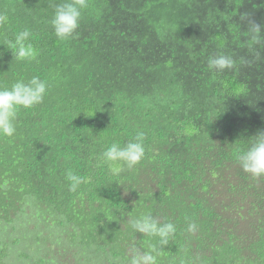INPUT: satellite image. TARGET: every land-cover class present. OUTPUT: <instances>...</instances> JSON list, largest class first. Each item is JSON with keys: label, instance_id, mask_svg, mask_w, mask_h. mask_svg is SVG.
I'll return each instance as SVG.
<instances>
[{"label": "trees", "instance_id": "trees-1", "mask_svg": "<svg viewBox=\"0 0 264 264\" xmlns=\"http://www.w3.org/2000/svg\"><path fill=\"white\" fill-rule=\"evenodd\" d=\"M61 2L0 0V14L9 17L8 23L0 26V61L8 57L15 66L21 65L22 62L13 60L11 50L4 44L5 41H14L17 32L29 29L32 34L29 42L38 51V56L33 61L23 62V65L43 80L47 81V72L53 77L56 93L48 91L47 97L53 95L62 104L57 108L50 102L47 115L64 108L65 118L61 116L60 119L72 126L67 128L66 123L61 122L64 127L58 131L67 128V132H58L60 138L53 141L55 145L52 142L42 145L38 140L33 146L36 155L39 154L37 149L48 152L52 147L50 157L60 161L57 166L61 172V175L58 173V189L50 185L41 188L30 181L28 174H41L43 165L30 157L26 165L21 163L31 146L19 145L23 141L20 137L13 140L0 137V219L4 220L0 222V259L4 258L7 262L11 256L28 257L31 248H28L29 252L20 248L25 247L30 239L26 234V225L31 224L32 227L40 222L57 225L62 219L60 215H64L68 218L63 226L68 228L74 217L77 218V212H82L86 226L80 225L81 220L77 219L79 232H83L80 236L84 242L82 256L85 257L95 247L103 250L105 256L109 246L117 264V243L104 242L101 233L110 230V226L124 225L128 231V236L124 238L129 250L132 252L134 247L142 251L148 249L158 238L144 237L137 243L134 238L140 233L131 228L128 220L150 213L160 223L172 222L176 226V232L161 250L157 264H264V176H251L237 161V150L246 149L248 138L258 130H264V93L247 113L235 109L236 105L252 98L255 92L264 90V44L252 49L247 56L256 57L257 66L252 70L248 71L245 66L234 67L223 73L215 72L212 76L215 89L229 100V115L226 118L214 114L216 122H213L205 107L196 109L193 116L182 114L177 121L178 127L176 125L175 144L159 145L151 132H144L145 139L150 140L144 145L152 147L154 153L145 152L143 160L149 159L156 168L149 183L159 180L163 186L159 194H142L144 202L134 204L132 201L136 197L130 189L121 185L120 174L113 175L107 170V165H103L104 170L97 174L90 173V167L95 170L98 163L92 162L91 165L81 159L82 155L87 157V151L97 153L99 147L122 142L123 134H130L97 132L98 127L106 128L113 101L114 107L128 104L141 109L139 102L145 88L150 92L153 89L157 91L159 86H165V79L174 80L175 91L181 93L187 85L185 70L188 67L208 66L212 51L228 54L225 21L233 18L232 12L223 14L221 29L213 35L202 23L195 28L190 26V7L180 0L145 1L141 6L125 0H88L74 38L62 41L55 36L50 25L55 5ZM171 4L175 5L178 13H182L168 19L166 8ZM261 7L264 9V5ZM136 9L144 12L146 18L133 16ZM233 10L236 16L244 17L243 28L248 30L249 21L255 20L249 16L248 4L241 0ZM254 10L261 12L258 6ZM155 18L168 23L166 31L171 41L162 42L159 33L147 27L154 26ZM261 24L264 25V22ZM201 50L203 53L200 56L193 55ZM232 56L237 59L236 54ZM162 60L165 61L161 63ZM162 67L169 69L174 78L160 74ZM115 79L120 86L110 99L104 96L102 90H110L109 82L114 83ZM131 79L134 81L131 82ZM184 97H181V104L190 107ZM113 112L116 115H131L127 110ZM219 127L225 133L221 135L220 144L216 142ZM23 133L24 138L29 134ZM213 152L217 153L213 155ZM160 155L171 158L169 164L164 165L163 159L156 161V156ZM47 157L41 158L45 160ZM63 162L69 166H64ZM79 163V175L85 183L73 192L69 190L66 174L69 170L74 171ZM224 188L228 191L224 192ZM33 193L36 195L32 196ZM222 196L223 199L220 198ZM215 199L218 204L213 203ZM7 202L9 208L3 205ZM146 202L148 207L144 205ZM115 206L117 209H113ZM29 209L32 210L31 218L22 225L25 234L20 233V227L7 224L8 220L5 222V216L18 213L24 216ZM123 216L124 221L120 220ZM93 219L100 227L96 228ZM113 219H116L117 225L113 224ZM189 223L196 224L195 231L187 230ZM88 228L92 230H85ZM34 229L38 235L40 230ZM51 252L48 250L45 257L33 262L53 264L56 255L48 256ZM56 254L59 255L58 252ZM49 258L53 263L48 262Z\"/></svg>", "mask_w": 264, "mask_h": 264}, {"label": "rangeland", "instance_id": "rangeland-1", "mask_svg": "<svg viewBox=\"0 0 264 264\" xmlns=\"http://www.w3.org/2000/svg\"><path fill=\"white\" fill-rule=\"evenodd\" d=\"M125 1L135 3L137 6L144 5L145 1H149L150 3H153V0H125ZM180 1H182L186 5H189L190 7L191 12L188 16L190 20V26L192 28H195V25H197L198 23H202L205 27L209 28L212 31L213 35L215 31L221 29V23L223 22V14L232 12L233 18L225 21L227 25V29L224 33L226 38L225 48L228 50L229 52L228 54L237 55L236 67L242 68L245 66L247 67V70L250 71L255 66H257L256 57H250V56L247 57L251 53L250 51L252 50L247 47L248 30H245L243 28V20L241 16L240 15L236 16L235 10H233L237 6L238 2H240L241 0H180ZM244 1L249 6V16L263 23L264 9H261L262 8L261 6L264 5V0H244ZM255 6L259 7V9L261 10L260 13H257L254 10ZM166 11L168 12L167 15L168 19L175 14L180 15L182 13V12L178 13L175 5L172 4L166 8ZM132 15L136 17L146 18L144 12H142L139 9L134 10ZM153 20L154 19H152L151 21ZM153 23L154 26L150 25L147 27L151 29H155L159 33L162 42L167 40L171 41L166 31L168 23H166V21L160 22L159 19L154 20ZM214 39L216 41L215 37ZM262 45L263 44H260L257 45L256 47L260 48ZM200 53L202 54L203 51L201 50L199 52H195L193 55L196 56L199 55ZM216 54H217L216 51H212L211 56ZM164 61L162 60L161 63H163ZM159 72L163 76L169 75L170 78H174L170 73V70L167 68L162 67L159 69ZM185 72L188 75V79L185 80V84L187 85L183 87L181 93L175 91L174 80H170V79H165L164 80L165 86L164 87L159 86L157 91L153 89L150 92V90L145 86L146 88L144 90L142 99L139 102V106L141 107V109H139L136 105L129 106L128 104L119 105V106L117 105L111 108L112 109L110 115L111 118H109L108 121L106 122L107 124L106 128L102 129L101 127H98L97 132H130V134H123L124 140L120 142L121 145L127 143L131 138L135 136L136 132L138 131L151 132V134L154 136V141L159 145L163 143L174 144L175 142H177L175 138H177L176 132L178 131L176 129V124L174 123L175 121L174 115L176 117L180 109L179 107L181 106V102H180L181 97H184V95L186 94V98L185 97L184 98L186 99L185 102L186 103L188 102L190 104V108L188 109L189 112H192L196 109L202 110L204 107L213 104L217 106L223 104L224 106V101L221 100V93L215 89L213 83V80H215L212 79V76L215 73L214 71L209 70L208 66H204V67L200 66V68L191 66L188 67L185 70ZM132 81L134 80L131 79V82ZM109 83L111 86L110 90H102V93L104 94L105 97L108 96L111 99L114 90L116 88H119L120 83H118V80L116 79L114 83L113 81ZM176 85H179V83H177ZM0 87H3V85H0ZM48 90H53L54 91L53 93H56L53 88H48ZM262 93H264V90L262 89L260 93L255 92L252 98H249L247 101L236 105L235 109L241 111L242 113H247L249 109L252 108L257 101L260 100V95ZM44 100L48 101L47 97H45ZM233 103L231 104V106L234 105ZM222 108L226 109L225 107H218V110L221 111ZM115 110L117 111L127 110L131 113V115L128 116L116 115L113 112ZM52 113H53L52 115L49 114V116L47 117V121L40 118L38 114H33L31 121H29V119H22L18 116L16 133L12 137H3V139L13 140L16 138L19 139L20 137L21 139H23V141L18 143L19 145L31 146V148L28 149V154H26L25 152L26 158L23 160V162H21L23 166L26 165L28 161L27 159L28 157H30V159L38 160L42 156H49L45 158V160H48V164L52 166V169L47 168L45 170V173L47 176H51L53 174L59 176V174L61 175V172H59L60 170L59 168L57 169L58 161L50 157L52 147H50V150L48 152H45L42 149H37L39 153L38 155H36V152L33 149V146L37 144L36 142L38 140H41L42 145H45V142L51 143L52 141L59 139V134L56 132H67L66 131L67 128L70 127L72 128V126H70L64 119L63 120L62 118L60 119L61 116H64L65 118L64 108H60L55 111H52ZM55 117H58V119H55ZM61 122H65L67 128L63 130L55 131V128L59 129L61 127H64ZM23 132H29L26 138H24ZM191 133H195V132H191ZM144 142L149 143L150 140L145 139ZM108 145L110 144H106L104 146L99 147L97 153H92L91 151H87L88 156L86 157L82 155L81 159L91 165L92 162L98 163L100 154ZM145 152H147L148 154H150V152L154 153L152 147L148 145H145ZM161 159H163L162 163L164 165H167L169 164L170 162L169 160L171 158H164L161 155L156 156V161ZM101 170H104L103 166H98L96 167L95 170H93L90 167L89 172L97 174ZM155 170H156L155 166H152L148 159L146 161L142 160L141 163L135 166L133 169L128 170L125 168V170L120 173L119 179L121 181V185H123L125 189H130V193L131 194L134 193L136 197V199L133 200L132 203L142 204L144 202V197L142 196V194L148 195L150 193L152 194L160 193L163 184L158 182L159 180H156V182H158V183L155 182L156 184L149 183V179L155 173ZM10 176H12V174ZM7 183L10 184L9 182ZM8 184L6 185V187L8 186ZM54 185L55 182H52V186ZM227 191L228 189L224 188V192ZM220 198L222 199L223 196ZM213 203L218 204V200L215 199ZM3 205H5L7 208H9L10 206L9 202ZM144 205L147 206L148 202H146ZM31 215H32V210L29 209V212H26L24 216L23 214L18 213L15 216H5L4 219L5 222L8 220L9 223L7 224L12 223L13 226L20 227V233L25 234V231H23L22 229V225L31 218ZM60 217L62 218L61 222H59V224L57 225H53L51 224L50 221H48L50 222L49 224L48 223L46 224L45 222H40L36 226L31 227V224L29 227L27 226L26 234L27 233L29 234L30 239L27 240V244L25 247L20 246V248L25 252H29L28 248L29 247L31 248V251L28 253L29 254L28 257L21 258L20 256L19 257L11 256L7 260L8 263L25 264L26 262H30L27 264H33L32 260H36L37 258L40 257H45L46 254L45 252H47L48 254V250H51L53 251V253L52 252L49 253L48 256L56 255V258L53 257L54 263L50 258L48 259L49 260L48 262L53 264H114L115 261V258H113L114 254L109 246L107 249V254L105 256L95 255V254H99L98 249L90 250L86 253L87 255L85 257L82 256L81 246L84 245V242H82L80 236H83L82 235L83 232L81 233L79 232V228L77 227V219L81 220L80 225L84 226V221H83L84 213L77 212V218L74 217L75 220L71 222V226L68 228L63 226L64 221L67 220L68 217L64 215H60ZM10 218H12L11 222H10ZM96 221L93 219L96 228L97 226L100 227L99 224L97 225ZM109 222L111 223V219H109ZM113 224L117 225L115 219H113ZM34 228L40 230V233L38 235H37V231ZM85 230H92V228H88ZM127 234L128 231H126L124 225L121 227L110 226V230L105 231V233H101V237L103 238L104 242L106 241L107 243L109 242L117 243V246L119 248V251L117 250L119 255V260L121 261L122 264H128V260L132 254L124 238V236ZM75 236H77L76 240H74ZM144 237L145 236L140 233L134 238V240L138 243L139 240L144 239ZM103 244L106 245L105 243ZM46 248H48V250ZM56 252H58L59 255L56 254ZM101 252H103V250H101ZM79 257L81 258L79 259ZM0 264H7V262L4 258H2L0 259Z\"/></svg>", "mask_w": 264, "mask_h": 264}, {"label": "clouds", "instance_id": "clouds-1", "mask_svg": "<svg viewBox=\"0 0 264 264\" xmlns=\"http://www.w3.org/2000/svg\"><path fill=\"white\" fill-rule=\"evenodd\" d=\"M87 6L88 0H62L61 3L55 5L50 25L55 36L59 40L66 41L74 38V34L77 33V29L80 26L82 10L87 8ZM8 19L9 17L6 14H0V26L6 25ZM242 19H244L243 16ZM31 35L29 29H24L16 33L14 41H5L4 44L11 50L13 60L22 63L17 67L12 60H8V57L0 61V85H3V87H0V137H12L16 133L18 116L22 119H29V121H31L33 114H38L40 118L47 121V105L53 102L58 108L62 104V101L53 95L47 97V91H51L48 90V88L56 87V84L53 83V77L47 72L45 76L47 82L36 75L34 71L25 68L23 65V62L33 61L38 56V51L29 42ZM260 44H264V25L257 23L255 20H251L249 21L248 27L247 47L254 49ZM236 65L237 61L231 54L220 52L208 58V68L214 72L223 73L226 69H233ZM45 97H47L48 101L44 100ZM221 100L224 101V106L223 104L220 106L213 104L205 107L206 113L213 122H216L214 114L219 115L221 118H226L229 115V100L222 94ZM114 104L115 102L113 101V106L111 108L114 107ZM218 107H225L226 109L222 108V110L219 111ZM179 108L177 116L175 117L174 115V123L177 127V121L182 114L186 113L193 116L196 111L189 112L188 109L190 107L182 104ZM110 113L111 112H109V114ZM234 116L237 117L236 115ZM55 131H58V129L55 128ZM218 131L219 132H216V142L220 144V138H223L221 135L225 133L221 127H219ZM144 139L145 133L143 131H138L133 138L123 145H121L120 142H112L100 154L98 166L107 165V170L113 175H119L125 168L128 170L133 169L141 163L145 156ZM182 140L188 143L184 139ZM248 141L249 144L246 149L237 150V161L246 173L259 178L264 176V130H258L255 135L248 138ZM188 150L193 152V150L189 148ZM216 153L217 152H213L212 154L215 155ZM46 161L41 157L36 160L37 164H43L42 173L39 175L29 173L28 177L35 186L42 188L48 187L46 185H50L52 188L58 189L60 183L59 176L54 174L51 176L46 175L45 170L47 168L52 169V166ZM65 163L66 162H63L64 166H69V164ZM59 164L60 163H58V165ZM79 166L80 163L79 165L77 164V167L73 166L75 168L74 171L69 170L66 174L69 190L73 192H75L82 183H85L84 178L79 175ZM52 182H55L54 186H52ZM31 195L34 196L36 194L33 193ZM122 199H124V196ZM115 208L117 209V206L113 209ZM120 220L124 221V216L120 218ZM0 222H4L3 218L0 219ZM128 222L136 233H141L148 238H158L156 243L151 244L148 249L143 251L140 248L134 247L128 264H157V258L160 256L161 250L168 245L170 238L176 232L175 224L172 222L160 223L150 213L130 217ZM27 226L29 227V225H26V228ZM84 226H86L85 222ZM195 229V223L188 224L187 230L189 232L195 231ZM76 239L77 236H75L74 240ZM95 249L98 248L95 247L92 250ZM98 250L99 254L95 255H103L101 250ZM32 263L37 264L34 263L33 260ZM117 264L122 263L119 260Z\"/></svg>", "mask_w": 264, "mask_h": 264}]
</instances>
